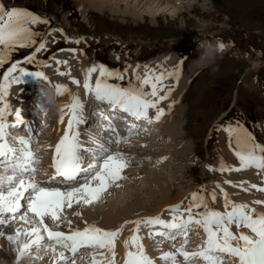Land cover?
I'll return each instance as SVG.
<instances>
[{
  "label": "rangeland",
  "instance_id": "rangeland-1",
  "mask_svg": "<svg viewBox=\"0 0 264 264\" xmlns=\"http://www.w3.org/2000/svg\"><path fill=\"white\" fill-rule=\"evenodd\" d=\"M81 1L0 0V3L5 5L6 10L11 7L27 9L48 21L47 24L33 26L34 30L39 33L35 36L37 44L32 48L14 51L11 60L3 68H0V79H2L7 67L11 66V63L23 61L28 55L34 54V62L32 64L24 63L22 67L26 66L28 70H41L51 81L50 78L53 77V73H49L47 70L51 61L46 65L47 60L45 58L52 53L50 60L53 55L63 50L66 46L75 47L78 55L80 51L85 50L84 72L93 65L101 63L110 70L119 72L127 67H140L136 74L127 72L124 74L126 76H124L125 80L122 82L126 85L129 80L133 82L137 76L142 78V72L144 76L148 73V70L141 66L155 57L167 54L166 58H173L174 66H172L175 71L181 72L180 74L186 79L185 85L179 94L176 95L177 97L173 96L166 103V106L171 105L169 107L170 113L163 115L161 118L162 122L160 121L164 125L163 132L165 136L164 133L160 134L159 130L154 135L150 134L151 136L140 133L133 134L129 141L136 138L139 143L146 137L152 138L153 145H148L150 149L145 151L147 155L145 159L133 160L130 158V165H128L126 170L129 169L128 172H131L132 169L135 173L119 181L120 193H114L113 188L116 186L113 185L101 194V199L94 203L96 204L94 206L103 205L110 210L111 207L120 204V194L131 202L134 199V193L140 191L139 193H142L146 200L145 204L140 207L137 215L125 217V219L134 220L135 217L143 219L149 216L161 215L163 219L169 220L171 215L165 209L171 207L172 204L186 206L193 192L203 190L209 207L212 206L211 208L220 211H223V194L220 192V188H223L224 191L227 190L228 196L230 195L229 198L232 200L233 198H235L234 200L239 198V201L244 200L248 196L251 197L252 194L254 198L255 193L260 197V193L250 187L252 184L249 183L246 170L222 172L220 168L239 167V161L234 155L233 148L229 146V138L222 131L224 127L240 125L250 132L258 143L264 144V0H190L189 2L192 3H187V5H192V7L185 8V11H177L175 14H171L170 10L164 11L161 7L153 6V12L156 14L154 18L149 13H143L141 16L126 14L123 12L127 4L124 0H122L124 3L120 7L119 12H112L107 7L101 11L94 8L90 9L87 3H81ZM129 1L131 5H134L132 2H135V0ZM78 40L80 42L76 43ZM204 41L223 43L226 48L216 57L214 62L201 66L194 63V60L200 55L198 43ZM41 42L47 43V45L45 44V49L35 52V48ZM50 43L51 45H48ZM70 57L73 60V67L64 72L65 75L58 74L59 77H63L62 80H57L55 77L52 80L57 85L68 82L66 79L69 77L79 80L82 85H76L75 88L85 93L87 97L95 98L83 88L84 76L82 74H73L74 68H81L82 64L77 59L74 61L73 56ZM95 76L96 74H93V83ZM41 80L45 81L44 79ZM36 83L35 85H37ZM164 86L162 95L169 90L167 82ZM44 88H46V92L51 94L48 90L53 88L47 86H44ZM14 91H9L6 97L10 107L17 100L15 98L18 93H16V90ZM44 91L43 88L41 91L38 88L37 93L40 98L45 96L46 92ZM12 93L16 94L12 96ZM50 96L53 97V104H55L56 95ZM43 102L41 101V104ZM176 103L183 108L180 117L179 115L177 116L176 111L173 109ZM37 108L39 109V106L35 105L33 109ZM55 110L56 104L52 108L50 107L48 112L42 109L41 112L43 113L40 116L33 117L34 119H41L44 123L42 128L35 131L33 134L34 138L42 135L41 139L44 142L48 141L45 139L46 134L50 133L51 129L55 127V120L58 115ZM21 112V115H23L25 111L22 110ZM149 115L154 119L155 109H152ZM11 116L15 118L14 114ZM214 123L215 125L213 126ZM28 126L31 127V121H28ZM92 126L94 124L88 127L90 133L95 129ZM212 126L213 129L211 131ZM22 127L23 130L20 129V132L22 131L21 137H27L25 133V130H27L26 124ZM95 138L104 139L97 135ZM43 141L41 142L44 143ZM13 142L18 145L15 138ZM37 146L38 142L32 144L33 148ZM138 146L139 149L140 147L141 149L145 148L143 144ZM48 149L49 147L44 149L38 156L41 162L44 157L47 156L49 158L52 150ZM125 149H131V147L128 146ZM225 154L231 155L230 158H226ZM160 157L161 159H159ZM41 167L45 168L44 166ZM153 172L159 176L156 179H160L164 183L163 190L170 199L176 198L181 193L178 199L171 202V204H165L163 208H160V202H150V193L143 191L147 186L152 187L155 184L160 186L161 183L159 181H152L154 179ZM148 173L149 176L147 177ZM253 176L256 177V175ZM255 177H253L254 180L252 181L257 183L259 180V185L262 182L264 183L263 179ZM225 181H231V183H225ZM241 184L248 188L249 191H244L239 187ZM218 185L219 187H217ZM233 185H236V187H233ZM230 189H232V193L228 191ZM252 190L255 191L253 192ZM159 191V194H161V189ZM212 192H215L216 196L219 194L217 196L218 201L213 202L210 199ZM247 192L250 193L248 194ZM103 194H106L107 198H104ZM252 197L249 199L250 201ZM145 205L148 206L147 209ZM81 206H74L73 209L63 212L61 219H67L66 217H69L71 212L79 208H85V206ZM262 207L264 208V205ZM67 222L64 221L61 226L69 228ZM15 225L12 224L8 229L6 228V232L12 230L14 226L16 228L18 224ZM103 226H107V224L105 223ZM132 227L133 225L130 226V228ZM124 231H122L121 237H123ZM141 231L145 232V234L148 233V229H142ZM200 231L203 233L202 230H197L194 233L198 234ZM233 231H236L235 227H233ZM167 245L171 246L170 244ZM191 245V247L195 246L192 243ZM157 246L160 245L154 244L152 250L161 254L162 252ZM90 252L93 253L92 250L88 251V249L86 253L82 252L76 259V264H80L84 258L92 260L93 255H90ZM40 253H43V251ZM26 254L36 255V250L34 249V252L31 251L30 254ZM81 256L83 258H80ZM32 258L38 261L36 256ZM96 258L99 260L100 256ZM16 264H20V261H17Z\"/></svg>",
  "mask_w": 264,
  "mask_h": 264
},
{
  "label": "snow or ice",
  "instance_id": "snow-or-ice-1",
  "mask_svg": "<svg viewBox=\"0 0 264 264\" xmlns=\"http://www.w3.org/2000/svg\"><path fill=\"white\" fill-rule=\"evenodd\" d=\"M47 23V20L30 10L19 7L6 10L5 5L0 3V68L11 60L14 51L36 45L35 36L39 33L33 26ZM224 46L220 43L221 49ZM43 49L45 43L41 42L35 52ZM34 60L33 54L25 57L23 61L11 63L0 79V169L3 170L0 172V238L8 241L12 252L22 257L35 248L37 259L41 258L39 253L42 251L51 252L55 255L56 264H76L81 249H91L94 253L92 264H117L116 242L125 226L133 225L132 234L123 242V264H157V260L146 251L143 243L145 237L140 234L142 229H148L147 235L151 241L156 244L168 242L175 249L160 254L158 259L164 264H264V212H258L252 206L264 205V200L257 199L251 204L236 203L223 188H220L223 194V211L209 207L204 191L201 190L192 193L186 206L176 204L165 209L171 215L169 220L163 219L161 215L125 220L114 230H105L87 221L82 229L72 228V221L69 220L68 232L49 228L46 219L60 221L66 207L72 208L74 204L92 205L111 186L120 187L118 182L125 179L123 172L128 167L129 160L121 151L113 150L112 145L127 143L137 125L133 124L128 135L121 137L116 126L101 112L99 115L108 121L106 131L112 135L103 140L90 138L89 141H82L79 128L87 122L84 105L77 96L72 95L71 103L62 108V111L67 110L68 118L66 127L53 148L49 166L52 174L47 181H37L36 175L43 172L47 176L49 168L36 167L40 161L32 148L33 129L30 126L27 128V137L15 138L18 147L9 143L8 130L24 125L25 120L21 110L17 109L14 113L15 123L10 124L8 117L13 113L10 105L5 102L10 87L22 83V76L31 74L38 80L48 79L42 71L29 73L22 67V64H32ZM59 74L65 75L64 72ZM93 74H96L94 83ZM167 75H175L177 80L179 78L178 71ZM166 78L164 73H146L143 78L136 77L139 86L131 80L126 86H122L109 81H123L124 75L101 63L85 70L83 88L111 109L126 113L135 121L143 120L151 124L154 120L160 122L165 115V110L158 106L171 94V89L164 95L159 94L164 90L162 81ZM72 83L79 85L80 81L73 80ZM146 86H150L151 90L146 91ZM67 92L69 90L65 85H56L57 95ZM150 109H155L154 120L149 115ZM60 123H65L64 116L60 117ZM222 131L229 138V146L233 148L239 167H221L220 171L256 169L264 172V144L258 143L240 125H229ZM86 144L94 146L87 147ZM85 154L90 161L87 166ZM239 187L244 191L249 190L243 184ZM250 187L264 192V188H257L255 184ZM210 199L213 202L217 200L215 192L210 194ZM29 214H32V220L28 219ZM75 215L79 217L81 213L77 212ZM20 221L31 224L32 227L5 231L10 225ZM233 227L236 231H233ZM197 230L203 231L204 239L195 249L189 251L190 234ZM21 235L25 237L24 240H21ZM178 240L182 241L179 246ZM57 248L69 251L71 256H66L64 251L57 253ZM97 252L99 260L95 255Z\"/></svg>",
  "mask_w": 264,
  "mask_h": 264
},
{
  "label": "bare ground",
  "instance_id": "bare-ground-1",
  "mask_svg": "<svg viewBox=\"0 0 264 264\" xmlns=\"http://www.w3.org/2000/svg\"><path fill=\"white\" fill-rule=\"evenodd\" d=\"M124 1L127 2V4L125 5V8L123 10V12H125L126 14L130 13L132 16L133 15L134 16H141L143 13H149V14H151V17H153V18L156 16V14H154V12H153V10H154L153 6L161 7V9H164V11H169L170 10L171 14H175L177 11H182V10L185 11V8L192 7V5L191 6L187 5V3H189V4L192 3V2H189L190 0H135V2H132V4H134V5H131V2L129 0H124ZM82 2L83 3H87V5L90 7V9L94 8L95 10L101 11L103 9H106V7H107L112 12H117V11L119 12L120 7L124 3V2H122V0L121 1L120 0H82L81 3ZM157 10H158V8H157ZM47 42H48V40H47ZM45 44L47 45V43H45ZM48 45H51V43L48 44ZM73 50H75V51H73ZM70 56L74 57V61L77 59L82 64L81 68H76V67L74 68L73 74L74 75L82 74L84 76V67H85L84 66V62H86V60H85L86 59L85 50L80 51L79 55H78V54H76V48L73 47V46H69V47H65L63 50H60L57 54L53 55L51 57V59L49 60V61H51V63L49 64L47 70H48L49 73H53V77L50 78L51 81L49 79L45 80V81H43L41 79L38 80L35 76L28 74V75H24V76L21 77L22 83H20L19 85L13 84L10 87V89H9L10 92L12 90L13 91L16 90L17 91L16 93H18L16 98H15V100L17 99L15 104L14 105L12 104L13 106L10 107L12 113L14 114L15 110H17V109H20L21 111L22 110L25 111L24 112L25 115L23 114L24 117H23V115H22V117L24 118V120H26V123H25L26 124V128H28V121L29 122L31 121V128L33 129V134L35 133V131L37 129L42 128V126H44V123L42 122L41 119L40 120H39V118L38 119L37 118L34 119L33 117L40 116L43 113V112H41L42 109H45L48 112L49 108L50 107L52 108V106L56 104L55 113L58 114V115L56 116L55 127L51 129L50 133L46 134L45 139L48 140V141L44 142L41 139L42 135H38L37 138L36 137L34 138V136H33V143H37L38 142V146L37 147H35V148L32 147L33 151H35L36 154H37V158L41 154V152L44 151V149L49 147V149L52 150L51 153H50L49 158H47V160H43L42 159L43 161L39 164V165L44 166V167L49 163L48 160H51L52 155H53L54 145L58 142L60 136L63 133L64 128L66 127V121H67V118H68V116L66 115V111L67 110L64 109L62 111V108H63V106L69 105L71 103L72 95L77 96L79 98L80 102L84 105V115H85V118H86L87 122H86V124L81 125L80 128H79V131L81 133V140L82 141H89L90 138H95L96 135L100 136L101 138H103L105 136L104 135L105 133L102 130V126H103L102 123L106 124V121H104V118L101 115H99V114L101 112H103V114L105 116L106 114H108L111 111V108L106 103H101V102L97 101L95 98L87 97L85 95V93L78 91V89L75 88V86L77 84H73L72 83V81L75 80V79H72L71 77L66 79V81H68V82L60 84V85H65L68 88L69 92H67V93H65L63 95H57L56 94V85L57 84L54 83V81L52 79L55 77L57 80H62L63 77L62 76L59 77L58 74L60 72H67L70 68L73 67V60H72V58ZM166 56H168V54L165 55V56L164 55H160L158 57H155V58L151 59L148 63H145L141 67L144 68V69H147L148 73H153L155 75H159L161 73L165 74V76L167 78L163 80L162 84L165 85L166 82H167V87L169 89H171V96L168 99H171L173 96H176L177 94H179L180 90L185 85L186 79H185V77L183 75L180 74L181 72L180 73L178 72V75H179L178 80L176 79L175 75H172V76H168L167 75L169 73H177V71H175V68L173 67L174 66L173 65V58L172 57L171 58L170 57L166 58ZM57 61H60V63H57ZM24 68L26 70H28V68L26 66H24ZM139 68L140 67H127L125 69L123 68V69H121L120 73L122 75H124L126 72L127 73L136 74L140 70ZM30 70H28V72ZM142 74H143V77H144V73L143 72H142ZM124 76H126V75H124ZM78 77H80V76H78ZM83 81H84V79H83ZM110 81L112 83H118V84H121L122 86H126V84H123V82L120 81V80H110ZM35 83L37 85H35ZM132 83L137 85V86H139V81H137L136 79ZM79 85H82V84H79ZM44 86L53 88L51 90H48L49 92H51V94L46 92L47 90H46V88H44ZM38 88H39L40 91L42 90V88L45 90L44 91V92H46L45 96H42L41 98L39 97V95L37 93L38 92ZM145 90L146 91H150L151 90L150 86H146ZM15 94L12 93V96L15 95ZM53 94L56 95L55 104H53V102H54L53 99H52L51 102L48 99V97L50 95H53ZM159 94L162 95V91ZM29 98H31V99H29ZM168 99L164 100V101H161L159 106H158V107L161 106V108H163L165 110V114H167V115L170 113L169 106H166V103L168 102ZM9 100H10V98H9ZM41 101L42 102L44 101L45 103L43 102L41 104ZM5 102L7 103V101H5ZM30 104H32V106H30ZM35 105L39 106V109L38 108L37 109H33ZM88 109H89V112H88ZM173 109L176 111L177 116L179 115V117H180L183 108L178 103H176L175 106L173 107ZM117 111L118 110H115L114 113H116L118 115ZM151 112H152V109L149 110V114ZM120 114L121 115H126V119L128 121V124L126 125V128H130L133 124H136L137 127L140 126L139 122L141 123L142 120L135 122L134 118L129 117L126 113L120 112ZM61 116H64V118H65V123L64 124L60 123V117ZM8 118H9L8 119L9 123H11V124L15 123V118H13L11 115ZM92 124H94V126H92V127H94L95 129L92 128L94 130L90 133L89 130H88V127L90 125H92ZM100 124H102V126ZM143 124H147L145 128H148L149 125H152V127L150 129L151 131L159 130L160 134L164 133L163 132V127H164L163 123L155 122V120H154V122L151 123V124H148L146 121H144ZM22 126L23 125H21L20 127H15V128H11L10 129L12 131L9 132V135H10L9 141L12 142L11 144L14 147H18V145H15L13 140H14V138H16V136L21 137L20 135L22 134V131L20 132V129L23 130ZM48 131H50V130H48ZM151 131H150L151 135L156 134V133H151ZM211 131H212V129H211ZM127 134H128V132H127ZM133 134H138V133L135 132ZM147 135L149 136V134H147ZM27 136H28V131H27ZM164 136H165V133H164ZM86 137H88V138H86ZM41 141H43L44 143H42ZM152 141H153L152 138H146L145 137V138L142 139V141H140L138 143L136 141V138H133V140H130V142H128V143L119 144V147H118V145H112V148H113V150H115V148H116V150H119L122 153H124L129 161H131L130 158H132L133 160L134 159L135 160H140V159L143 160V158L145 159V157L147 156L145 151L150 149V148H148V145L152 144ZM134 142H135V144H134ZM126 144L129 147H131V149H122V147H124ZM142 144H143V146L145 148L141 149V147H140V149H139L138 145H142ZM86 146L87 147H92L94 145L86 144ZM38 150H40V151H38ZM162 151H163V149H162ZM224 156L226 158H230L231 155L225 154ZM164 157H165V155H164ZM159 159H161V157ZM88 160H89L88 156L85 154V166H87V164L90 162ZM164 163H166V162L164 161ZM132 164H131V166H132ZM140 166H142V165H140ZM145 166H148V165H145ZM128 171H129V169L128 170L125 169L124 172H123V175H124L125 178H128L129 175H132V173H135V172L132 171V169H131V172H128ZM243 171H245V170H243ZM153 173H154V179H152V181H159L161 183L160 186L158 184H155L152 187H148L147 186L146 188L143 189V191H146V192L150 193V196H151V199H149L150 202L151 201H153L154 203L160 202L161 203L160 204V208H163L165 206V204H169V203L171 204V202H174L176 199H178L179 195L181 196V193H179V195L176 198L170 199L168 197V194L166 195V193L163 190L164 189V187H163L164 183H162L160 179H156L157 177H159L157 173H155V172H153ZM258 173H259V171L256 170V169H249V170L246 169V174L248 175L249 183L255 184V185H257V187L259 186V188H264V183L263 182H262L261 185H259L260 184L259 180H258L257 183L252 181V180H254L253 177H255L253 175H256L257 179H263L264 180V175L261 174V172H260V174H258ZM143 176H145V175H143ZM148 176H149V173H148L147 177ZM133 178H135V177H133ZM263 180H261V181H263ZM133 183L135 184V182H133ZM221 184H223V183H221ZM247 185H249V184H247ZM224 187H225V185H224ZM159 189H161V194H159L160 193ZM232 189H230L228 191L231 192ZM113 190H114V193L117 194V193H120L121 188L120 187H115V188H113ZM122 190L124 191V189H122ZM116 191H118V192H116ZM225 191L227 192V190H225ZM252 191L254 192L255 190H252ZM139 192L134 193L135 196L132 194V196H134V199L131 202H130V200L125 199L120 194V196H121L120 204H118L116 206L112 205L114 207H111L110 210H109V208L107 209L106 206H103V205L94 206L96 204H92L90 207L85 206V208H82V209L79 208L81 210L77 209V210L71 212L69 217H66L67 219H61L58 222H53L50 219H46L45 222L48 224L49 228H52V224H53L54 226L57 227L56 228L57 231H64V232H68L69 228L63 227L61 225L64 223V221H69V220L72 221V228H81L82 229L85 226L84 222L87 221L89 224H94V225H96V226H98L100 228H103L105 230H114L119 225H121L125 220H127V219H125V217H129V216L131 217V216L137 215L139 213L140 207H142L145 204L146 200L142 196L143 194L139 193ZM255 194L256 195H255L254 198L252 197L254 195L250 194L251 197H252L251 201H254V200H257V199L263 200L262 198L258 197L257 193H255ZM237 196L239 197V195H237ZM237 196H236V198H237ZM103 197L107 198L106 194H103ZM251 197L248 196L246 199L240 200V201H239V198H237V200H234L235 198H233V200L236 201V202H240V203L245 202V203H249L250 204L251 201L249 199ZM244 198H245V196H244ZM121 203H123V204H121ZM173 205L174 204H172L171 206H173ZM252 206L256 207L258 212H264V208L262 207V205H252ZM73 207H74V205H73ZM73 207H72V209H73ZM145 208L147 209L148 206L145 205ZM63 212H67L66 208L63 210ZM77 212L81 213V215L79 217H77L75 215V213H77ZM143 215H145V214H143ZM138 218H140V217L138 216ZM28 219L32 220L33 218H29L28 217ZM134 220H137V217H135ZM105 223L107 224V226H103ZM15 224H18L16 228H21V229H29V228L32 227L31 224H25L23 221L14 223V225ZM57 225H59V226H57ZM130 226L131 225H127V227L124 229L126 231V234H125V231L123 230L124 231L123 237L120 236L121 238L119 237L120 239H118L117 247L115 249L116 254H117V256H116L117 264H123V257H124V251H125L124 246H123V242H124L125 239H127L132 234L131 233V229L132 228H130ZM14 227H12V230L15 229ZM12 230H10V231H12ZM5 231H6V229H5ZM7 232H9V231H7ZM140 234L145 237L143 243L146 246V251L148 252V254L153 259L157 260V264H161L162 261H160L158 259L160 254L157 253V251L154 252L152 250L153 249V245L156 244V243L151 241L148 238V235L145 234V232L141 231ZM20 238H21V240L25 239V237L23 235H21ZM157 239H159V238H157ZM194 239L197 240V237H194ZM166 243L168 244V242H165L163 244H156V245H160V246H157V248H159L161 250V252L172 251V248L169 245L166 246ZM34 249L35 248L32 249V252H34ZM89 250H91V249H88V251ZM60 251H64L66 256H70V254H71L69 251H67L65 249H57V253L60 252ZM86 251H87V249H81V253L82 252L86 253ZM99 251H104V250H99ZM81 253L78 254V257H79V255ZM50 254H51V256H50ZM90 255H94V253H91ZM95 255H96V257H99V252L95 253ZM34 256H36V255H27V254H25L22 257L18 256L17 253H14V252H12L10 250V246L8 244V241L6 239L0 238V264H16L17 261H20V264H39V263L40 264H56L55 255L53 253H51V252L39 253V256L41 258H39L38 261H36V260H34L32 258ZM80 264H92V260H88V258H84L80 262Z\"/></svg>",
  "mask_w": 264,
  "mask_h": 264
},
{
  "label": "clouds",
  "instance_id": "clouds-1",
  "mask_svg": "<svg viewBox=\"0 0 264 264\" xmlns=\"http://www.w3.org/2000/svg\"><path fill=\"white\" fill-rule=\"evenodd\" d=\"M226 48V45L223 49L220 47L219 42H212V41H204L198 43V51L200 53L199 57L194 60V63L197 65H207L216 59L218 55H220ZM53 97L49 96V100L51 101Z\"/></svg>",
  "mask_w": 264,
  "mask_h": 264
}]
</instances>
